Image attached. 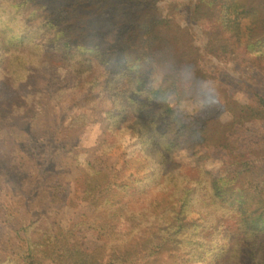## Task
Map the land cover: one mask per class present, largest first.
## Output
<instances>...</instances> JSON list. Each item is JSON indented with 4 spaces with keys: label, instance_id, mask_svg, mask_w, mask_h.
<instances>
[{
    "label": "trees",
    "instance_id": "trees-1",
    "mask_svg": "<svg viewBox=\"0 0 264 264\" xmlns=\"http://www.w3.org/2000/svg\"><path fill=\"white\" fill-rule=\"evenodd\" d=\"M171 5L166 0H0V70L19 84L27 69L57 56L119 79L123 103L106 112L107 138L139 141L138 173L146 181L129 202L126 193L117 199L127 231L103 222L102 211L88 216L83 210L71 230L53 222L55 232L37 212L20 226L16 245L3 248L7 257L0 264H158L162 258L168 259L162 264H264V134L241 132L228 122L189 132L168 105L172 96L208 101L221 93L223 87L217 90L215 84L226 79V68L203 54L264 76V0H195L183 26L168 13ZM78 82L91 93L99 80ZM246 86L236 82L235 87ZM70 91L61 87L56 95ZM252 94L264 109V94ZM76 120L80 127L71 123L66 130L77 135L89 119L82 114ZM34 135L41 137L38 130ZM105 184L103 178L98 185L99 208L113 193ZM81 227L97 232L102 244L84 248L74 242Z\"/></svg>",
    "mask_w": 264,
    "mask_h": 264
},
{
    "label": "rangeland",
    "instance_id": "rangeland-1",
    "mask_svg": "<svg viewBox=\"0 0 264 264\" xmlns=\"http://www.w3.org/2000/svg\"><path fill=\"white\" fill-rule=\"evenodd\" d=\"M166 1L172 4L168 13L175 24L183 26L184 14L195 0ZM197 44L199 52L205 53L201 43ZM203 56L226 68V79L215 84V89H223L208 101L172 96L168 105L181 118L180 124L189 132H199L209 129L213 122H228L241 132L264 134V109L252 94L254 90L264 94L263 74L221 57ZM24 76L25 81L15 84L10 74L0 70V259L7 257L5 246H15L19 241L16 233L20 226L29 224L37 212L45 214V223L50 222L55 232L56 223L71 230L83 210L88 216L102 211L103 222L112 224L118 232L127 231L128 222L118 214L117 199L126 193L129 198L125 201L129 202L145 189L146 181L138 173L139 141L129 136L119 141L107 138L106 112L121 108L123 84L103 68L90 70L84 62L64 63L57 56L49 58L43 67L27 69ZM93 76L99 82L87 93L78 81ZM236 82L247 86L238 89ZM61 87L71 91L58 97ZM82 114L89 119L83 133L66 130L71 123L79 128L81 121L73 120ZM37 130L40 138L34 135ZM103 178L107 186L103 189H112L113 193L99 208L96 200ZM9 213L11 219L5 221ZM73 241L84 248L102 244L98 233L88 227L78 229ZM160 260L158 264L168 261Z\"/></svg>",
    "mask_w": 264,
    "mask_h": 264
}]
</instances>
